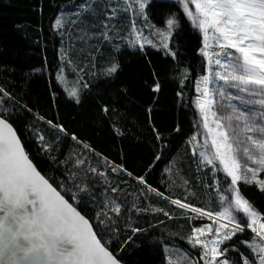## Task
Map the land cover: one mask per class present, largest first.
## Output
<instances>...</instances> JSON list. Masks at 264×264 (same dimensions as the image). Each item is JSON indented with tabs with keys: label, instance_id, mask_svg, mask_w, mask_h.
<instances>
[{
	"label": "trees",
	"instance_id": "16d2710c",
	"mask_svg": "<svg viewBox=\"0 0 264 264\" xmlns=\"http://www.w3.org/2000/svg\"><path fill=\"white\" fill-rule=\"evenodd\" d=\"M120 6L111 7L109 0H0V87L9 92L0 115L41 174L60 186L122 263L169 264L165 247L200 258L201 248L189 237L208 218L171 204L136 178L143 176L164 197L212 212L221 210L217 181L221 193L230 195L226 174L202 163V149L197 146L193 155L188 143L197 133L201 138L195 99L199 80L209 73L203 37L175 3L149 0L137 16ZM57 18L63 21L59 29ZM168 19L177 24L165 48L159 33L167 31ZM132 32L139 42L128 38ZM113 65L118 69L109 74ZM157 82L160 91L154 92ZM72 88L79 103L69 95ZM219 98L221 110L234 103L247 113L260 110L238 98L233 103ZM257 179L264 180V171ZM239 189L264 214V191L243 181ZM112 201L121 206L118 215L110 211ZM240 224L244 231L226 240L222 250L231 264H242V256L256 264L248 244L259 241L244 219Z\"/></svg>",
	"mask_w": 264,
	"mask_h": 264
},
{
	"label": "snow or ice",
	"instance_id": "6c2138e0",
	"mask_svg": "<svg viewBox=\"0 0 264 264\" xmlns=\"http://www.w3.org/2000/svg\"><path fill=\"white\" fill-rule=\"evenodd\" d=\"M148 2L131 0V3L139 5L141 13ZM181 2L184 14L203 33L204 48L201 51L209 65L208 75L201 77L197 85L201 95L196 101L206 136L202 145L197 140L198 133L188 143L193 145V155L197 154V146L202 149L198 153L202 163L226 174V178H229L226 191L230 195L221 193L217 181L215 190L220 194L221 210L212 212L180 199L164 197L163 193L148 185L143 176L136 179L148 191L169 199L171 204L212 220L211 224L193 228L192 236L189 237L193 247H201L203 264H229L227 258H218L225 257L227 252V249L221 251L220 245L231 239L237 231H244L235 212H242L247 227L256 233L259 242L253 240L248 246L255 256L256 264H264V214L258 213L239 189V182L243 181L245 184L255 182L264 191V180L257 179L258 173L264 171V0ZM190 5H194V8ZM115 12L113 9L112 16H115ZM166 23L167 31L159 35L163 37V47L168 48L167 40L177 21L168 19ZM55 26L58 29L63 27L62 19L57 18ZM210 47L219 51L210 54L206 51ZM229 49L234 52L227 51ZM213 65L219 70L213 72ZM117 69L118 65H113L107 71L113 74ZM215 81H223L249 97L245 99L243 95H229L227 99L238 98L242 104L259 105L260 110L247 113L229 104L231 114L218 117L217 112L213 111L217 103L215 96L224 97V91L209 87ZM153 91H160L158 82ZM69 95L79 103L76 88H72ZM7 96L9 92L0 87V104L4 103V97ZM104 110L107 111L106 108ZM209 114L214 127H210ZM54 127L65 131L62 126ZM72 138L75 139L74 136ZM78 163L82 164L83 161ZM91 170L96 171L94 168ZM112 171H117V168L113 167ZM59 187H54L37 170L12 124L0 115V264H120L98 234V229H94L93 223L61 194ZM86 190V186L81 189ZM117 190L111 189L113 192ZM225 201H228L227 205ZM110 203V211L118 215L121 206L115 201ZM153 210L164 212L163 209ZM164 215L169 216V213L164 212ZM213 225H216L215 229ZM230 225V233L221 237V229L229 228ZM133 231L140 232L141 229ZM207 234H212L210 239H201ZM169 264H172L171 258ZM242 264L252 262L242 256Z\"/></svg>",
	"mask_w": 264,
	"mask_h": 264
},
{
	"label": "rangeland",
	"instance_id": "374dc122",
	"mask_svg": "<svg viewBox=\"0 0 264 264\" xmlns=\"http://www.w3.org/2000/svg\"><path fill=\"white\" fill-rule=\"evenodd\" d=\"M110 1V6L111 7H115V8H118V9H120V4H122L123 6H126L127 7V9H129V11L131 12V13H133V15H138L139 14V12H140V10H139V5L138 4H135V3H131V0H127V2H126V0H119V2H120V4L118 3V0H109ZM163 1H168V2H172V3H175V4H177L179 7H180V9H181V11L183 12V7H182V2H181V0H163ZM147 5V4H146ZM190 7H193L194 8V5H190ZM146 9V6H145V8H144V10ZM143 10V11H144ZM184 13V12H183ZM185 15V14H184ZM186 16V15H185ZM186 18L188 19V17L186 16ZM189 20V19H188ZM190 21V20H189ZM191 22V21H190ZM197 30L200 32V34L202 35V37H203V42H204V36H203V33L197 28ZM133 37V42L134 43H137V42H139V37H138V35H137V33L136 32H132V33H130V34H128V38H132ZM210 43H211V41H210ZM203 48H204V45H203ZM230 50V49H229ZM206 51H208L210 54L213 52V51H219V49H215L214 47H210V48H208V49H206ZM230 52H234V50H230ZM206 59H207V57H206ZM207 61H208V59H207ZM213 67H214V65H213ZM212 67V71L213 72H215V70H214V68ZM208 72H209V65H208ZM201 80V79H200ZM200 80H199V82H198V84L200 83ZM217 82L218 81H215L214 82V84L213 85H210L209 87L210 88H214V89H216V87H217ZM223 82V81H222ZM223 90L224 91V94H226V95H232V96H234L235 97V94H234V90H236V92H237V89H235V88H233V87H230V86H228V85H226V84H224V82L222 83V85H221V87L219 88V89H216L217 91H219V90ZM200 92H198L197 91V97H196V99H195V104H196V101H197V99H198V97H200ZM223 98H225V101L227 102V103H233L234 102V99H232V100H229V99H227L225 96L223 97ZM215 99H216V101H217V103H216V105L214 106V108H213V111H216V108H218L217 110V115H218V117H223V116H227V115H230L231 114V108H229L228 107V109H224V108H226L227 107V105L225 104L224 105V107H223V109L221 110L220 108H219V102H220V98H219V95L217 94L216 96H215ZM234 106L236 107V103H234ZM196 107H197V104H196ZM216 107V108H215ZM221 107V106H220ZM198 109V108H197ZM198 114H199V120H200V123H199V128H200V134H201V138L200 137H197V140L198 141H200L202 144H203V142H204V139H205V136H206V130L204 129V127H203V122H202V117H201V115H200V112H199V109H198ZM211 120H212V117H211V115L209 114V122H210V127H214V125H212L211 124ZM208 139H209V143H210V136L208 137ZM205 164V163H204ZM227 203H228V201L225 203V205H227ZM235 215H236V217H237V220L240 222L241 221V219H244L245 220V217H244V214L242 213V212H235L234 213ZM223 222H227V221H223ZM212 222L209 220L208 221V219H207V221H206V223L204 224V225H207V224H211ZM204 225H202V226H204ZM231 226V225H230ZM215 227H216V225H213V229H215ZM243 227V226H242ZM244 228V227H243ZM223 229H221V237H223L224 235H227L226 233H222L223 231H222ZM248 230H250V231H252L250 228H248ZM254 233V232H253ZM255 234V236H256V233H254ZM211 235L212 234H207V235H205V236H202L201 237V239H210L211 238ZM257 238V237H256ZM258 239V238H257ZM226 242V240L224 241V243ZM223 243V244H224ZM223 244H221L220 245V250L221 251H223L222 250V245ZM199 246V245H198ZM200 247V246H199ZM201 248V247H200ZM168 249V250H167ZM166 249V247H165V249H164V251L165 252H167L168 254V258L170 259V257H171V255H170V252L171 251H173L172 252V257H171V260H172V264H203V260L201 259V256L203 255V253H201V256H200V258H194V259H190L189 257H187V256H185V254H183V253H181V252H178V251H176L175 250V248H167ZM202 250V249H201ZM176 251V252H175ZM202 252V251H201ZM224 258H226V255H225V257H220V258H218V259H224ZM229 261V260H228ZM229 264H231L230 263V261H229Z\"/></svg>",
	"mask_w": 264,
	"mask_h": 264
},
{
	"label": "water",
	"instance_id": "95a60500",
	"mask_svg": "<svg viewBox=\"0 0 264 264\" xmlns=\"http://www.w3.org/2000/svg\"><path fill=\"white\" fill-rule=\"evenodd\" d=\"M14 128V127H13ZM18 135V134H17ZM22 143V142H21ZM24 149H25V147H24ZM25 152H26V150H25ZM29 157V156H28ZM30 159V158H29ZM34 164V163H33ZM35 165V164H34ZM37 168V167H36ZM38 170V169H37ZM39 171V170H38ZM67 199V198H66ZM78 210V209H77ZM79 211V210H78ZM82 214V213H81ZM83 215V214H82ZM114 255V254H113ZM115 256V255H114ZM116 257V256H115ZM116 259L120 262V264H124V263H122L117 257H116Z\"/></svg>",
	"mask_w": 264,
	"mask_h": 264
}]
</instances>
